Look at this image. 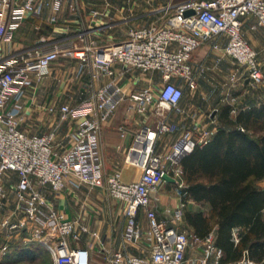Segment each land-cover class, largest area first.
I'll return each mask as SVG.
<instances>
[{
	"label": "built area",
	"instance_id": "built-area-1",
	"mask_svg": "<svg viewBox=\"0 0 264 264\" xmlns=\"http://www.w3.org/2000/svg\"><path fill=\"white\" fill-rule=\"evenodd\" d=\"M63 1L0 0V257L16 239L22 244L35 241L45 247L53 264H90L89 249L71 248L68 241L78 243L82 234H88L102 246L105 238L50 205L36 186L47 185L58 192L67 185L77 188L84 184L89 188H104L112 199L122 203L125 216L122 247L111 254L112 263L188 264L186 249L201 247L202 254L196 264H225L221 261L223 251L215 245L212 232L200 237L161 219L150 207L151 194L165 182L163 175L168 174L175 179L182 198L184 194L180 190L185 183L181 159L195 145L206 144L217 129L214 123L204 125L196 111L186 115L179 105L186 90L196 87V75L207 69L203 63L196 70L193 68L190 59L195 49L207 43L216 52L214 65L225 56L239 64L228 75L224 83L227 88L235 87L240 80L253 88L264 84V63L242 34L244 20L250 17L253 18L250 30L264 27V0H180L163 26L131 27L118 42L95 46L92 41L76 47L74 42L61 41L9 55L4 53L2 44L13 39L25 15L40 16L44 5L56 12ZM67 1L71 8L77 7L78 0ZM187 8H193L194 13L185 15ZM91 14L101 15L98 9H93ZM54 20L51 15L50 21ZM83 34L77 35L80 41ZM60 56L80 60L78 74L86 68L87 58L92 57V78L111 77L91 97L77 104L63 103L57 108L60 121L71 117L79 120L72 141L66 146L56 140L55 129L35 133L20 128L21 102L27 88L33 81H40ZM114 64L142 73L157 72L159 86L149 77L146 85L125 87L120 83L123 70H116ZM227 97L234 101L235 96ZM123 101H128L130 110L142 116L124 157L125 164L139 170L138 178L130 181L122 180L120 170L105 172L98 151L101 125L112 118ZM151 108L154 122L147 118ZM53 110L49 107V111ZM212 111L209 117L214 122ZM171 115L187 119L189 125L171 120ZM118 132L124 137L127 129L119 126ZM175 133L178 136L170 144V152L164 155L156 152L159 138ZM12 173L17 177L14 183ZM10 204L14 208L8 212L6 207ZM181 207L173 211L174 222L182 220ZM140 209L144 211L146 226L138 219ZM232 236L237 242V229L232 231ZM141 241L149 243L148 253L127 251V245H138ZM242 262L253 263L248 259Z\"/></svg>",
	"mask_w": 264,
	"mask_h": 264
},
{
	"label": "crops",
	"instance_id": "crops-1",
	"mask_svg": "<svg viewBox=\"0 0 264 264\" xmlns=\"http://www.w3.org/2000/svg\"><path fill=\"white\" fill-rule=\"evenodd\" d=\"M51 15L55 17L54 21H50ZM108 16L109 9H106L105 13L101 12L98 17L92 16L91 8L85 6L83 0H78L75 9L71 8L67 0H64L56 12H53L49 6L44 5L40 16L25 15L19 27L14 31L13 39L9 43L2 44V49L5 54L9 55L54 42H76L78 41L77 35L79 33H84L87 39H91L93 37L98 38L101 34L100 32L109 27L129 26L127 22L120 20L113 23L106 22L103 18ZM245 21L250 24L253 18H247ZM246 36L250 45L258 53H264V27L251 30L250 33H246ZM215 54L216 52L211 51L207 43L202 44L192 53L190 63L193 68L196 70L198 65L203 63L207 66V69L196 75V87L192 90H186L185 95H189L190 99L183 97L179 103L185 114L188 115L196 111L199 119L203 121L206 113L215 109L218 112L224 106L230 107L229 114L234 117L240 110L263 104L264 90L262 88L250 91L246 82L244 87L236 85L229 89L225 86L224 83L232 71L231 62L228 57H225L220 64L214 65ZM80 62L75 57L60 56L51 63L48 72L40 81H33L32 85L27 88L22 100V117L25 122L22 125L20 124L21 129L27 128L28 132L35 133L48 132L49 123H52L56 118L59 121V112L57 108H54L55 112L51 113L42 111L41 102L39 101H52L54 106L59 105L55 103L56 101H67L70 104H77L91 97L102 84L111 79L110 76L92 78V57L87 58L86 68L78 74ZM114 67L116 70L122 69L119 64H114ZM122 70L123 75L120 83L125 87L147 84L148 78L142 74L137 76L134 69ZM69 74H72V76L69 77ZM231 91L240 92L234 93V101H229L227 97ZM201 97H205V101H201ZM129 107V102L123 101L114 112L112 118L101 125L98 133V151L102 158L105 172L115 169L120 170L123 181L134 180L139 176L137 168L124 162L125 154L132 142L133 131L142 122V117L130 113ZM185 117L184 115L183 118ZM39 120L43 121V125L37 126ZM46 120L47 123L45 124ZM213 123L216 128L219 126L217 115L214 117ZM119 126H124L127 129L124 137L119 135ZM170 135L161 136L159 141L170 138ZM177 136L176 133L172 134L173 139L171 141L173 142ZM59 138L60 134L57 133L56 140L58 141ZM16 180V175L12 173L11 182L14 183ZM262 180L263 178L256 182L260 188H264ZM165 184L172 185L174 183L163 182L159 189L152 193L153 196L151 194L150 207L156 211L161 219L166 220L170 224L175 223L180 230L193 233V227L187 224L183 215L182 223L178 224L172 220L173 211L181 207L182 203V213L185 211H202L207 215L210 205L193 199L182 201L180 195L175 192L176 189L167 187ZM36 186L50 205L63 211L68 218L74 219L80 224L88 225L100 237L105 238V242L101 246L98 241H93V239L89 238L88 234H84V236L82 234V238L78 243L69 240V247H87L90 252V264H114L111 262L110 256L114 251L122 247L121 234L125 223L122 203L112 199L104 188L100 187L89 188L81 184L77 188H73L67 185L65 189L55 192L47 185L37 184ZM164 186L166 188L161 189ZM13 208L14 206L10 204L6 207V211L10 212ZM138 219L143 226H146V219L142 209L139 210ZM209 232L213 233L215 239L217 225H214ZM33 242L35 241L30 243ZM13 243H20V241L15 239L11 241V244ZM126 248L132 254H146L149 252V243L141 241L138 245L130 244ZM201 254V247L187 248L185 252L187 263L196 264V259ZM242 261L243 259L238 262H226V264H244Z\"/></svg>",
	"mask_w": 264,
	"mask_h": 264
},
{
	"label": "trees",
	"instance_id": "trees-1",
	"mask_svg": "<svg viewBox=\"0 0 264 264\" xmlns=\"http://www.w3.org/2000/svg\"><path fill=\"white\" fill-rule=\"evenodd\" d=\"M229 106L217 112L219 126L204 145H195L181 159L185 187L181 200L210 205L208 214L185 211L193 233L204 237L214 225V243L222 249L221 261L264 260V103L240 110L234 117ZM237 229L238 241L232 230ZM2 243V238H0ZM0 264H52L49 252L37 242L10 244Z\"/></svg>",
	"mask_w": 264,
	"mask_h": 264
},
{
	"label": "rangeland",
	"instance_id": "rangeland-1",
	"mask_svg": "<svg viewBox=\"0 0 264 264\" xmlns=\"http://www.w3.org/2000/svg\"><path fill=\"white\" fill-rule=\"evenodd\" d=\"M180 0H83V3L85 6H89L91 8V12L93 9H99V12H106V9H109V16L108 17H104L103 19L106 22L109 23H113L115 21H124L127 22L129 24V26H121V27H109L106 30H102L100 33V36L98 38L93 37L91 39H87L85 34H83V40H79L74 42L76 44V47H79L80 45L83 44V46L90 44L92 41L94 42L95 46H100L103 44H107V43H113V42H118L122 39H124L126 37V33L127 31L131 28V27H138V26H142V25H150V24H154L157 26H163L167 19L170 17V15L173 13L174 7L175 5L179 2ZM98 17V15L96 16ZM246 24H248V22L246 23V21L244 22V25L242 27V34L243 37L248 41L246 33H250V29H249V24L246 26ZM98 27H100L98 25ZM126 27V28H125ZM248 43L250 44V42L248 41ZM48 46V44H46ZM71 57V56H68ZM226 57V56H225ZM223 57L222 60L225 58ZM74 58V57H72ZM228 59L231 62V67L232 70L235 71L238 67L239 64L230 59L228 57ZM259 59L262 63H264V53H260L259 52ZM221 60V61H222ZM221 63V62H220ZM219 63V64H220ZM136 71V74L138 76V74H142L144 77H152V80L155 82L156 86H159V79H158V73L157 72H146V73H142L140 70L138 69H134ZM72 74H69V77H71ZM148 81V80H147ZM138 83V82H137ZM237 86L238 87H244L245 83L240 80L239 82H237ZM139 85V84H137ZM142 86V85H139ZM249 90H256L259 88H262L264 90V84H260L258 87L253 88L251 86H249ZM237 91V90H236ZM236 91H231L230 95L231 96H235V92ZM186 93V92H185ZM236 93H240L239 91ZM184 98L186 99H190L189 95H184ZM41 102V106H42V111L44 110L45 112H55V110L53 111H49V107H53V108H59L60 104L63 103H69L67 101H56V104H59L58 106H54L52 101H39ZM72 102H76V101H72ZM21 106H22V102H21ZM23 107V106H22ZM21 107V108H22ZM23 109V108H22ZM22 111V110H21ZM130 112V111H129ZM130 113H133L134 115H137L136 113H134V111L131 110ZM139 116V115H137ZM142 117V116H139ZM216 117V116H215ZM147 118L149 120V122H154L155 121V116L152 113V108L151 110L148 112L147 114ZM170 119L173 121H181L180 123H183L185 126L189 125L187 119L185 120H181L182 118L179 115H171ZM25 122V120L23 119L21 121V125ZM47 123V120L45 121V124ZM79 120L77 118L71 117L68 120L65 121H58L57 118L54 119V121L52 123H49V127L48 130H52L55 129L56 133L60 134V138L58 140L59 143H61L62 146H66L69 145L72 141V135L74 130L76 129V127L78 126ZM202 123L204 125H213V122H211L210 117H209V112L206 113V115H204L203 121ZM38 125H43V121H38L37 122V126ZM25 130L28 131L27 128H23ZM47 129V128H45ZM170 135V134H169ZM165 136V135H163ZM172 134L170 135V138H166L165 140H158L157 144H156V152L160 153V154H167L168 152H170V144L172 143ZM264 183V177L262 180ZM167 187H173V189H176L175 192H177L179 194V187L177 186V184H165ZM166 186L162 187L161 189L166 188ZM153 196V194H152ZM182 220L177 221V223H182ZM26 264H39V261L36 260L34 262L31 263H26Z\"/></svg>",
	"mask_w": 264,
	"mask_h": 264
},
{
	"label": "water",
	"instance_id": "water-1",
	"mask_svg": "<svg viewBox=\"0 0 264 264\" xmlns=\"http://www.w3.org/2000/svg\"><path fill=\"white\" fill-rule=\"evenodd\" d=\"M194 13V9L193 8H187L184 10V14L185 15H190ZM217 115V110H213L212 113H211V117H215ZM163 179L167 182H171V183H174L175 182V179L173 177H171L170 175L168 174H164L163 175ZM252 264H264V260L261 261L260 263H252Z\"/></svg>",
	"mask_w": 264,
	"mask_h": 264
},
{
	"label": "bare ground",
	"instance_id": "bare-ground-1",
	"mask_svg": "<svg viewBox=\"0 0 264 264\" xmlns=\"http://www.w3.org/2000/svg\"><path fill=\"white\" fill-rule=\"evenodd\" d=\"M163 111H165V107H163Z\"/></svg>",
	"mask_w": 264,
	"mask_h": 264
}]
</instances>
